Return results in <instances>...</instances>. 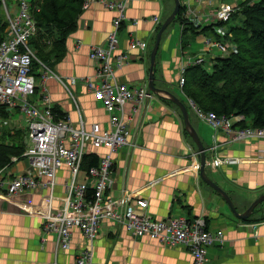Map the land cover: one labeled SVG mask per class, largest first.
Masks as SVG:
<instances>
[{"label":"crops","instance_id":"obj_1","mask_svg":"<svg viewBox=\"0 0 264 264\" xmlns=\"http://www.w3.org/2000/svg\"><path fill=\"white\" fill-rule=\"evenodd\" d=\"M245 1L181 0V3L185 7L186 2H189L197 10L199 18L192 19L189 23L200 27L201 31L216 24L211 14L221 2L238 5ZM87 2L89 7L83 8L76 30L65 39L62 55L52 58L53 68L64 78L95 76L97 67L90 59L91 48L106 45L113 27L116 16L114 12L97 0ZM174 8V0H136L130 4L126 13L127 20L120 30L117 54L126 51L132 39L146 41L149 48L145 53H132V62L117 73L121 83L131 87L149 83L151 51L159 29ZM155 18L159 22H155ZM231 22L240 25L242 18L235 15ZM231 22L228 28L235 26ZM4 23L7 22H2L0 17V25ZM173 23L179 24V39L176 38V31H169ZM173 23L162 36L156 59L155 85L184 101V94L179 87L182 63L188 57L207 53L217 59L223 56L216 47L207 50L205 42L212 38L211 33L195 34L186 31V35H183L187 27L179 20ZM51 49L52 47L45 52ZM206 68L211 70L212 65ZM47 88L55 108L78 126L76 106L65 88L56 81L47 83ZM72 90L83 110L87 127L97 123L104 129L108 128L109 114L102 103L95 99L93 92L82 84L74 85ZM37 100L35 98L34 102L37 103ZM125 113L131 120L132 141L135 145L124 147L116 153L114 187L108 195L117 199L123 196L124 190H128L148 201L147 212L155 219L170 216H181L190 221L204 219L209 229H222L226 243L224 246L209 248V264H264V206L251 216L252 220L249 222L240 220L223 197L201 179L200 172L194 169L192 157L198 149L185 130L184 119L177 106L155 95L144 105L127 104ZM190 116L208 150V162L215 155L241 159L239 164L217 169L207 166L206 173L230 195L238 211L245 212L264 194V140L230 143L229 137L223 132H218L215 138L214 129L200 120L194 111ZM0 119L6 121L1 115ZM243 120V117L235 118L236 123ZM17 122L20 125L17 131L21 130L28 140V130L21 114ZM27 144L26 150L30 145L29 140ZM215 146L216 149L212 150ZM104 152L100 151L102 155ZM14 158L18 160L13 161ZM198 158L200 162V157ZM12 164L9 168L1 169L5 172V178L30 171L27 159L12 157ZM69 177L70 170L67 167L58 172L54 191L56 199L52 204L56 211L63 206L62 198L65 197ZM83 179L84 174L80 177L81 181ZM48 195L49 191L40 187L35 192L23 193L12 201L0 197V264H55V236L45 230L41 216L33 215L21 207L41 205ZM72 239L71 248L58 256V264H74L87 246V240L78 229L73 230ZM94 263L193 264V257L185 247H169L149 238L133 237L123 227L105 220L100 224L94 243Z\"/></svg>","mask_w":264,"mask_h":264},{"label":"built area","instance_id":"obj_2","mask_svg":"<svg viewBox=\"0 0 264 264\" xmlns=\"http://www.w3.org/2000/svg\"><path fill=\"white\" fill-rule=\"evenodd\" d=\"M29 1L17 0L19 11L16 12L9 8L6 0H2L8 25L5 39L0 42V106L12 115L19 111L23 117L30 143L23 158L28 160L30 171L5 178V172L0 170V197L12 201L40 187L49 191L41 205L21 207L33 215L41 216L45 230L55 236V264H58L60 253L71 248L74 229H78L87 240V246L74 264H95L94 243L100 224L105 220L123 227L133 237L149 238L169 247H185L193 257V264H209V248L226 243L222 229H209L204 219L190 221L181 216L155 219L147 212L148 201L128 190H124L123 196L117 199L108 195L114 187L116 153L124 147L135 145L132 141L131 120L126 116L125 107L129 103L144 105L155 96L148 84L131 87L121 83L117 75L119 70L132 62V53H145L149 48L146 41L132 39L126 51L117 54L120 30L127 20L128 7L136 0H97L116 16L106 45L91 48L90 59L97 67L92 78H64L38 57L30 45L39 28L31 14ZM88 7L89 2L86 1L83 8ZM185 7L184 16L187 20L199 18L191 3L186 2ZM235 13H238V9L233 4L222 2L215 8L211 18L224 26L216 29L221 40H206L207 50L216 47L223 57L237 53L236 46L230 41L233 36L228 28ZM154 21L159 22L158 18ZM216 62L217 58L209 53L188 57L181 67L179 87L182 92L189 67L213 66ZM50 81L60 83L73 100L79 115L78 126L69 117L59 118L54 111L55 106L47 88ZM76 84L85 86L102 103L109 114L108 128L104 129L97 123L87 127L83 110L72 90ZM35 98H38L37 103L34 102ZM187 103L200 120L214 129L215 138L218 132H223L229 137L230 143L264 140V128L235 127V118L215 112L206 113L189 98ZM2 123L6 124L0 119ZM215 149L216 146L212 150ZM102 150L105 151L103 155L100 153ZM90 154H98L99 166L84 172V159ZM192 157L194 169L199 172V152L193 153ZM240 162L238 158L215 155L211 161H207V166L217 169ZM63 167L70 170V177L66 183L65 197L62 198L63 206L56 211L52 205L56 199L54 191L58 172ZM83 174L84 179L81 181Z\"/></svg>","mask_w":264,"mask_h":264},{"label":"trees","instance_id":"obj_3","mask_svg":"<svg viewBox=\"0 0 264 264\" xmlns=\"http://www.w3.org/2000/svg\"><path fill=\"white\" fill-rule=\"evenodd\" d=\"M86 1H29L31 14L39 28L37 36L31 40L30 45L38 57L51 67H53L52 58L56 59L62 55L66 37L76 30ZM1 2L0 0V4ZM240 6L241 11L237 15L241 16L242 22L240 25L230 27L233 37L229 39L236 46L237 53L218 58L211 70L204 66L189 67L185 74L184 103L190 113L193 110L188 105L187 98L192 99L206 113L215 112L231 119L243 117L244 120L235 123V127L264 128V0H246ZM185 12L186 7L181 6L176 18L187 27L183 35L188 31L195 34L209 32L212 39L221 40L216 29L224 24L216 23L199 31L200 27L189 23L185 18ZM7 25V23L0 25V42L5 39ZM50 47L52 49L46 53L45 51ZM54 111L59 118H63L64 115L55 107ZM0 115L6 120L11 116L3 106H0ZM18 133L20 135L22 131ZM25 148L22 141L21 144L14 145V143H3L1 140L0 170L13 165L12 157L23 159ZM99 162L98 154L87 155L84 159L83 171L98 167ZM263 206L264 203L258 206L254 213ZM252 217L246 221L249 222Z\"/></svg>","mask_w":264,"mask_h":264},{"label":"water","instance_id":"obj_4","mask_svg":"<svg viewBox=\"0 0 264 264\" xmlns=\"http://www.w3.org/2000/svg\"><path fill=\"white\" fill-rule=\"evenodd\" d=\"M174 1H175L174 11L163 23L157 35L155 45L151 51V65H150V75H149L148 87L154 95L158 96L159 98L171 101L180 109L183 119H184L185 130L189 134V136L192 138V140L194 141L195 145L197 146L198 152L200 154V171L199 172H200L201 179L223 197V199L226 201V203L230 207L233 214L238 219L247 220L254 214L256 208L260 206L262 203H264V194L261 195L257 200H255L245 212L240 213L238 209L236 208L230 195L224 189H222L218 184H216L210 177H208L206 173L208 150L203 145L196 129L194 128L192 124L190 112L188 110L187 105L184 103V101L178 98L175 94L165 89L158 88L155 85V81H156L155 72H156V67H157L156 59H157L158 51L160 49L162 36L164 32L167 30V28L176 20L178 14L180 13L181 6H182L181 0H174Z\"/></svg>","mask_w":264,"mask_h":264},{"label":"rangeland","instance_id":"obj_5","mask_svg":"<svg viewBox=\"0 0 264 264\" xmlns=\"http://www.w3.org/2000/svg\"><path fill=\"white\" fill-rule=\"evenodd\" d=\"M6 2L8 3L9 8L11 10L16 11V12L19 11L18 2H16V0H6ZM229 4H232V3H229ZM240 5L241 4L234 5L238 9V13L241 11V6ZM238 13H235V14L237 15ZM4 14H5L4 4H3V2H1V4H0V17L2 18V22L3 21L7 22V17ZM231 24L232 25H236V23H234V22H231ZM169 31H174V32L176 31V38L177 39L180 38V33L181 32H180L179 24L173 23L172 26L170 27ZM15 113L16 114H14V115L10 114L11 115L10 118L5 121L6 124L2 123V125H0V141L2 140L3 143L4 142L5 143H14V145H19V143L21 144V141H22V143L25 146H27L28 145L27 144V141H28L27 140V136L23 132L19 135V133L17 131L19 129V126H20L19 123L17 122L20 112L16 111ZM17 115H18V118L16 117ZM15 119H17V121H15ZM2 136H3V138H2Z\"/></svg>","mask_w":264,"mask_h":264},{"label":"bare ground","instance_id":"obj_6","mask_svg":"<svg viewBox=\"0 0 264 264\" xmlns=\"http://www.w3.org/2000/svg\"><path fill=\"white\" fill-rule=\"evenodd\" d=\"M2 138H3V136H2ZM5 138V137H4ZM17 157V156H16Z\"/></svg>","mask_w":264,"mask_h":264}]
</instances>
